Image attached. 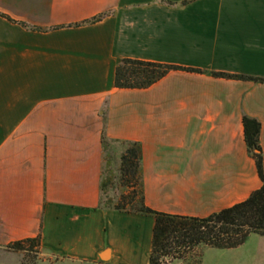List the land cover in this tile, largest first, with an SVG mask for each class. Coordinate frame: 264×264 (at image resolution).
<instances>
[{
  "label": "crops",
  "instance_id": "0c3cea01",
  "mask_svg": "<svg viewBox=\"0 0 264 264\" xmlns=\"http://www.w3.org/2000/svg\"><path fill=\"white\" fill-rule=\"evenodd\" d=\"M123 59L201 73L117 89ZM213 73L264 79V0H0V264L34 239L46 263L149 264L155 219L105 203L128 143L155 212L207 218L259 190L243 118L264 163V84Z\"/></svg>",
  "mask_w": 264,
  "mask_h": 264
},
{
  "label": "trees",
  "instance_id": "16d2710c",
  "mask_svg": "<svg viewBox=\"0 0 264 264\" xmlns=\"http://www.w3.org/2000/svg\"><path fill=\"white\" fill-rule=\"evenodd\" d=\"M101 15L91 21H101ZM172 71L201 73L199 70L177 66L123 59L116 68L115 87L117 89L144 90L152 87ZM213 77L251 81L264 84V79L247 76L213 73ZM245 142L251 157L256 162L257 172L262 181L259 190L240 204L207 218L174 216L155 212L144 202L142 192V150L139 143L126 144V150L120 157V180L127 182L129 193L121 196L112 206L121 212H133L155 219L152 251L149 264H166V261H183L190 256L199 258L201 247L219 250H232L243 246L253 234L264 237V163L260 144L261 124L244 116ZM105 147L108 144L105 141ZM109 158V155H108ZM110 162V158H109ZM107 182L104 184L106 189ZM27 246L39 251V239L26 240L14 244L10 249L21 252Z\"/></svg>",
  "mask_w": 264,
  "mask_h": 264
},
{
  "label": "rangeland",
  "instance_id": "374dc122",
  "mask_svg": "<svg viewBox=\"0 0 264 264\" xmlns=\"http://www.w3.org/2000/svg\"><path fill=\"white\" fill-rule=\"evenodd\" d=\"M106 196L105 203L110 205L117 204L121 196H126L129 189L126 187L127 182L120 180L119 162L112 161L110 169L106 176ZM18 257L20 264H56L45 262L40 257V252L27 246L23 251L19 252ZM201 253L199 264H264V237L259 235H251L248 241L241 247L232 250H219L207 247H201L198 254ZM166 264H198L199 258L188 257L183 261H166Z\"/></svg>",
  "mask_w": 264,
  "mask_h": 264
},
{
  "label": "water",
  "instance_id": "95a60500",
  "mask_svg": "<svg viewBox=\"0 0 264 264\" xmlns=\"http://www.w3.org/2000/svg\"><path fill=\"white\" fill-rule=\"evenodd\" d=\"M111 203V201H109Z\"/></svg>",
  "mask_w": 264,
  "mask_h": 264
}]
</instances>
